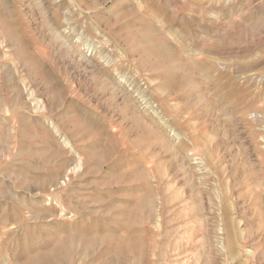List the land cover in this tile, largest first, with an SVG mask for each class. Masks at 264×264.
Masks as SVG:
<instances>
[{
    "label": "rangeland",
    "instance_id": "1",
    "mask_svg": "<svg viewBox=\"0 0 264 264\" xmlns=\"http://www.w3.org/2000/svg\"><path fill=\"white\" fill-rule=\"evenodd\" d=\"M56 2L0 0V264H264V0Z\"/></svg>",
    "mask_w": 264,
    "mask_h": 264
},
{
    "label": "bare ground",
    "instance_id": "2",
    "mask_svg": "<svg viewBox=\"0 0 264 264\" xmlns=\"http://www.w3.org/2000/svg\"><path fill=\"white\" fill-rule=\"evenodd\" d=\"M56 1V0H55ZM57 3H59L58 2V0H57V2H56V4ZM57 7V9H56V11L58 10V9H60V6H56ZM64 13H66V16L64 17V19H65V23H66V21L67 22H69L70 21V19H69V17L68 16H70V15H68V13H69V10L68 11H64ZM70 14V13H69ZM0 24L2 25V26H4V22H3V20H1V17H0ZM68 24V23H67ZM53 29H54V31H55V35H57V38H60L62 35V33L59 31V26L57 27H53ZM8 35H9V37L10 38H16V36H17V33L15 32V30L14 29H12V28H9L8 29ZM60 36V37H59ZM21 55L24 57L23 58V61H24V64L26 65V66H29L31 69H32V71H33V73L36 75V72H38L39 71V67L38 66H36L32 61H30V60H28L27 59V57H28V54L27 53H25V52H22V50H21ZM111 63V62H110ZM109 63V64H110ZM108 64V63H107ZM35 71V72H34ZM190 78V77H189ZM188 78V79H189ZM50 84H48V86H49ZM52 85V84H51ZM55 85H56V83H55ZM58 85V84H57ZM58 87V86H57ZM55 88V87H54ZM144 101H146V100H144ZM28 118V117H27ZM137 126H138V124H137ZM67 141V140H66ZM65 142V141H64ZM67 145H68V143H67ZM79 164V163H78ZM78 164L77 165H75L73 168H71V170H70V172L67 174V175H65L66 176V180L64 179V181H62L61 182V185H64V184H66V182L69 180V176H70V174H71V172L72 171H75V173H76V171L78 170ZM63 179V178H62ZM55 182V181H54ZM56 183V182H55ZM54 187H55V185H54ZM53 187V188H54ZM142 210V209H141ZM123 240V239H122ZM133 242V241H132ZM134 246V245H133ZM117 250V249H116ZM120 249H118V251H119ZM57 252V251H56ZM57 254V253H56ZM53 255V254H52ZM38 258V257H37ZM37 258H36V260H37ZM44 258H49V257H47V256H45ZM34 262H35V259H34ZM38 262V261H37ZM68 262V261H67ZM63 263H64V261H63ZM59 264H62V261L61 262H59ZM67 264V263H66Z\"/></svg>",
    "mask_w": 264,
    "mask_h": 264
}]
</instances>
